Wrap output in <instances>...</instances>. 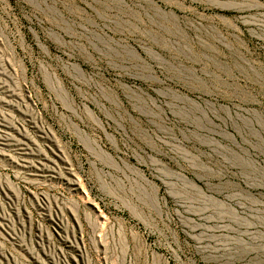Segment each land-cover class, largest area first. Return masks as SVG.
<instances>
[{
    "label": "rangeland",
    "instance_id": "rangeland-1",
    "mask_svg": "<svg viewBox=\"0 0 264 264\" xmlns=\"http://www.w3.org/2000/svg\"><path fill=\"white\" fill-rule=\"evenodd\" d=\"M0 264H264V0H0Z\"/></svg>",
    "mask_w": 264,
    "mask_h": 264
},
{
    "label": "bare ground",
    "instance_id": "bare-ground-1",
    "mask_svg": "<svg viewBox=\"0 0 264 264\" xmlns=\"http://www.w3.org/2000/svg\"><path fill=\"white\" fill-rule=\"evenodd\" d=\"M23 162H24V163L21 164V166H24V167H25L27 162H26V161H23ZM26 167H27V166H26ZM35 176H38V177H46L45 175H35Z\"/></svg>",
    "mask_w": 264,
    "mask_h": 264
}]
</instances>
